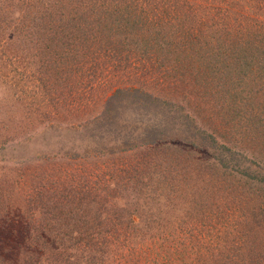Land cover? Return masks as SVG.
Instances as JSON below:
<instances>
[{
	"label": "rangeland",
	"instance_id": "374dc122",
	"mask_svg": "<svg viewBox=\"0 0 264 264\" xmlns=\"http://www.w3.org/2000/svg\"><path fill=\"white\" fill-rule=\"evenodd\" d=\"M32 1L37 6L32 5ZM179 1H184L185 4L179 6ZM228 3L232 2L0 1V264H27V261L28 264H63L61 253L57 254L61 262L54 261V256L39 246L42 241L55 242V249H58L60 241L66 239L63 231L60 232L57 228V222H62L59 221L61 219L55 217L54 211L48 206V202L56 194L55 182L73 188L77 184V188H82L84 184L91 194L102 197L108 195L105 198L111 203L114 201L111 189H116L119 194L123 193L128 198L131 189L127 186L134 182V169L142 168L140 172L147 178L154 175V160L146 156L148 151H145V144H154V128L160 122L158 114H161V110L170 111L174 118L171 124L174 129H179L176 133V130L172 132V137L186 141V135L183 134L186 132L181 129V123L186 122L179 121L178 117L188 116V128L195 129L188 134L191 137L188 141H194L196 149L186 145L177 150L178 157L189 161L201 159L205 163L201 164L214 167L218 172V177L207 185L211 215L200 220L194 218L183 221L182 217L179 219L175 215L168 201L160 203L161 208L155 207V210L156 205L151 200L147 202L150 205L149 211H146L148 206L144 204L140 212L142 216L134 215V224L121 226L119 236L114 237L109 232L108 247L120 254L111 258L107 255V259L100 258L99 261H102L98 262L264 264V247L251 252V258L245 255V249L253 238L263 239L264 245V222L263 228L254 229L251 225L255 218L250 215V212L264 209V191L260 189V186H264L255 181L243 184L250 173L261 174L264 171V157L261 159L251 144L247 150L241 149L239 137L242 136V131L245 132V128L241 127L239 116L228 112L231 103H223L225 93L219 92L230 83L226 82L228 79L236 78L234 73L225 77L227 80L223 82L222 78L218 79L220 76L214 80L203 78L206 75H200L207 61L202 63L192 59L193 53L191 59L188 58L190 60H185L187 63L180 65L179 61L191 48L186 46L183 51L182 44L173 48L175 41L168 44V52L173 53L170 56H165V47L156 53V48L129 44L132 55L121 53L123 57L119 58L111 49L103 46L102 40L96 38L100 37L98 27H118L119 13L131 19L134 24L126 26L124 34L139 28V33L144 34L142 39H150V44L151 35L146 32L150 33L152 28L148 24L143 27L145 29H141L139 24L145 19L142 17L150 21L152 15L156 14L165 19L167 12L171 11L169 13L185 25V17L194 13L211 18L210 23H214L215 20L212 19H216V24L221 26L217 29L218 34L225 39L222 45L232 43L228 42L230 38L232 41L240 37L252 41V37L248 36L259 22H264V0ZM34 6L36 12L32 13L30 10ZM102 11L108 16L102 15ZM44 13L48 17L44 18ZM35 15L44 18L39 29H36L38 32L29 26ZM67 26L84 27L83 33H74L72 37L68 32L71 29H67ZM194 26L195 23L190 25V31ZM57 27L60 28L59 32ZM114 31L116 33L109 32L111 39L117 45L119 42L124 43L121 41L124 34L115 29ZM84 34L97 40L95 45L90 43L87 51L79 43L59 46L62 41L67 42L68 38L74 42L76 37ZM234 42L237 45L242 43L238 40ZM205 46L210 49L212 47L208 44ZM257 74V68L254 67L249 75L250 80L247 81H251V84L242 92V95L254 96L252 106L243 107L253 114L260 111L256 109L260 107L259 102L257 103L261 101L259 98H264V87L256 82L258 78L255 79L259 77ZM240 88L238 87V91L241 92ZM241 103L243 104L242 100ZM242 106L236 105L239 110ZM108 107L111 112L107 110ZM106 111L108 115L103 117ZM110 115H114V119L123 118L124 121H120L125 129L123 138H127L129 134L128 138L135 145L141 144L138 133L142 131V136L146 139L145 144L142 143L144 146L137 148V151L126 149L121 144L123 139L118 147L112 135L113 127L105 129L107 123L112 121ZM234 124L235 127H232ZM198 133L203 136H196ZM105 134L111 146L116 143L117 148L122 149L118 156L115 154L112 158H103L95 148L99 139L103 144ZM211 134L216 144L213 153L209 151L210 154L203 148H206L207 141L213 143ZM231 144L234 145L231 151L222 155V146ZM155 146L157 144L152 149ZM258 166L261 169L258 170ZM233 177L239 178V181ZM150 183L153 184L154 180ZM250 186L251 190L248 191ZM161 216L165 218L162 219ZM34 241L40 242L36 245ZM67 253L69 258L71 254ZM74 253L83 256L85 260L89 256L82 250H75ZM96 255L93 254L94 257Z\"/></svg>",
	"mask_w": 264,
	"mask_h": 264
},
{
	"label": "trees",
	"instance_id": "16d2710c",
	"mask_svg": "<svg viewBox=\"0 0 264 264\" xmlns=\"http://www.w3.org/2000/svg\"><path fill=\"white\" fill-rule=\"evenodd\" d=\"M0 1L5 2L7 0ZM9 1L13 2L14 0ZM36 1L39 2L40 0ZM228 1L232 3L235 2L236 4V2L239 3L240 0ZM32 3V5L37 6V3L34 1H32ZM178 4L179 6H182L185 4V2L179 1ZM32 5L30 6L31 8ZM41 7L43 6L41 5ZM167 8L170 7L167 6ZM242 8L245 9L244 6ZM30 11H32V13L36 12L35 6L34 9ZM169 12L171 11L167 12V15L164 17L165 19H161V16L156 14L152 15V19L150 18V21H147L146 17H142V19H145H143L139 24L141 29H145L143 27L148 26V24H150L149 26L152 28L150 33L146 32L147 34L151 35L152 43L150 44H148L150 39L149 41L142 39L144 34L141 35L139 33V28L132 29L131 31L128 29L129 31L124 34L125 27L134 24H132L133 21L131 19L128 17L127 19L119 13L118 18L120 21L118 22V27L114 28L111 26H100L97 29V33L100 37L96 38L99 39V41L102 40L103 46H106V49H111L113 54L116 53L119 58L123 57L121 53L132 55L129 44L138 45L139 47L147 46L151 49L156 48L154 49V52L156 53H159L158 50L161 51L162 48L165 47V52H167L165 56H170L173 53L168 52V44H171L173 41H175L173 48L177 46L180 47L181 44L183 51L186 49V46L191 48L189 49V52L181 58L182 60L179 61L180 65L187 63L185 60H190L193 53L195 54L192 56V59L195 58L197 61H201L202 63L207 61L205 63L206 65H204V71L202 70L200 75L203 76V74H205L206 77L203 78L214 80L220 76L218 79L222 78L221 82H223L227 80L225 77L234 73L236 78H233L232 80L228 79L226 82L230 83H228V85H226L222 91H219L220 93H225L222 97V102L229 103L230 101L231 108L228 112L231 111L234 116H239V122H242L241 127L244 126L245 128V132L242 131V136L239 137V140L241 139V149L247 150L251 144V146H254L256 149L254 151H257V155H259V157L262 159V157H264V98H259L261 101H257V103L259 102L260 107H256V109H260V111L258 110V113L253 114V112L247 111L243 107H245V105H248L249 107L252 106L251 101L253 100L254 96H245L242 95V92H244V89H246L247 86H250L251 84V81L249 83H247V81L250 80L249 75L252 73L254 67L255 69L257 68V76L259 75V77L255 78H258L256 82L264 87V77L261 78L264 76V22H259L253 33L248 36L252 37V41L246 40V38L243 39L241 37L232 41V38H230L228 39V42L232 43L228 45H222L225 42V39H222L218 34L217 29L221 28V26L216 24V19H212L215 21L214 23H210L211 18H208L206 15L202 17V15H196L194 13L191 14V16L188 15L185 17V25L180 19L172 16V12ZM101 14L107 15V13L104 11H102ZM113 14H115V12ZM223 15H225V13H223ZM45 16L48 17V14L44 13V18ZM44 18H41L40 15H35L34 20L29 22V26L33 30L35 29L34 31L38 32L36 29H39V25L42 23ZM50 19H52V17ZM138 20L141 19L138 18ZM194 23L195 26L193 27L192 31H190V25H193ZM157 26H159V29L162 30H159ZM75 27L76 26L72 28L69 26L66 27L67 29H71V31L68 32L72 35V37L74 36V33H83L82 30L84 27ZM241 28L244 27L242 26ZM59 29L60 28L57 27L58 32ZM114 29L118 31V33L122 32L124 34L123 39L121 40L124 41V43L119 42V45H117L115 41L111 39V33L109 32L116 33ZM62 31L63 30L61 29V32ZM51 37L54 38L55 36ZM76 38L77 39H75L74 42L68 38L67 42L62 41L59 43V46L79 43L82 44L87 51V49H89L88 47L91 45L90 43L95 45V42L97 41L93 36L87 34ZM236 40L242 42L241 45H237L236 42H234ZM58 42L59 39L57 40L56 44H58ZM205 44L212 45L211 49L205 46ZM53 47L55 46H52V48ZM157 56H160V54ZM189 57L190 59H188ZM127 59H129L128 56ZM254 72L256 71L254 70ZM216 81L219 82L218 80ZM218 84L220 85L221 83L219 82ZM232 85L233 87L229 90V87ZM238 87H241V92L238 91ZM207 95L211 96L214 94ZM241 100L243 104L241 103ZM240 104L243 105L240 107L241 110L237 109L236 107V105ZM107 110L110 111L109 107ZM160 113L161 114H158L160 122L154 128V144H145L146 139L143 138L142 131H139L138 133L141 140L140 145H135L134 141L128 138L129 134L127 136V133V138H123L125 129L120 125V121H124L123 118L114 119V115H110L109 118H111L112 121L110 123L108 122L107 126H105V129L107 127L108 130L113 127L111 131L113 133L112 135H114V141L118 144V147L122 144V146L127 147L126 149H135L137 151V148L142 147L144 146L143 144H145V151H148L146 156H149L152 160H154V175L152 174L151 178H147L142 175L140 172L142 168H137L136 170L134 169L136 172V174L132 175L135 177L133 179L134 182L133 184L131 183L129 186H127L131 189L129 192L130 194H128V198H126V195L123 193L122 195L119 194V191L117 192L116 189H111L110 194L114 200L113 203H111L110 200L105 198L108 195L102 197L95 193L91 194L88 187L84 184H82V189L77 188L78 184L73 188L72 186L67 187L66 185L63 186L55 182L56 188L58 190L56 189L55 196L51 198L49 202L48 200L50 197H48L47 202L48 206H50V208H52L54 211L55 217L61 219L59 221L62 222H57V228L60 230V232L63 231V235L66 237V239H62L60 241V248L58 249H55V242L42 241V244L39 243L41 249L49 252L52 257L54 256V261L61 262V260H58L60 257L57 255L58 253L62 254L63 264H101L99 263L102 261H99L100 258L107 259V255L110 258L114 255L117 256L120 253H117L115 252V249L112 250V248L108 247L110 243L108 239L109 232H111L110 235L114 237L119 236L118 230L121 228V226L125 224H134V215L142 216L140 212L144 204L148 206V209H143L147 212L149 211L150 205H148L147 202L151 200H154L156 205L154 206V209L155 207L161 208L160 203H165L168 201L170 203V207L172 210H174L173 212L175 215L179 219L182 217L183 221L190 219L194 220V218H199L198 220H200L202 217L205 218L211 215L210 209L208 208L209 188L207 185L218 177V172L215 171L216 169L214 167L211 168L208 165H203L205 163H203L201 159H193L192 161H189L187 158L178 157L177 150L179 151V149L184 148L186 145H189V148L193 147V149H196L194 147H197V144H195L194 141V144L188 141L191 138L188 134L191 133L190 131H194L195 129L192 130V128H188L187 120H190L188 116L178 117L177 119H179V121L186 122L184 124L181 123L183 125L181 129L186 132L183 133L186 135V141L180 140L177 137H172V132L176 130V133L177 130H179L174 129L173 125L171 124V121H173L174 118L171 116L170 111L165 112L161 110ZM103 115V117H106L108 115L107 111L105 114L103 113ZM162 121L164 122L161 123ZM232 127H235V124ZM106 134L104 137L102 136L103 144L99 139L95 148L98 149L99 154H101V157L103 158H108L110 156L112 158L115 154L118 156L122 149L117 148L116 143H112L111 146L109 139L105 138ZM131 135H133V133L130 130V137ZM198 135L201 137L203 136L202 133H198L196 136ZM210 137L213 138V143L207 141L206 148L204 147L203 150L213 153L212 150H214L213 147L216 144V140L212 134ZM105 140L107 142H104ZM121 140H123L122 143ZM155 144H157V146H155V149H152V146ZM233 144H231V146H222L224 148V154L222 155L230 152L231 148L234 146ZM153 154L154 156H152ZM193 161L194 163H198V165H194V163H192ZM257 169H261V166H258ZM246 178L247 183L243 181V184L245 185L255 181L256 183H261L264 186V171L261 174L250 173V175H247ZM233 179H237L239 181V178L233 177ZM151 180H154L153 184L150 183ZM231 183L234 184L232 180ZM260 189L264 191V188L261 186ZM250 190L251 186L248 188V191ZM187 200L190 202L188 203ZM250 215L255 218V222L253 220V224L251 226H254V229L263 228L262 222H264V209L250 212ZM188 217L191 218L188 219ZM161 218L164 219L165 216H161ZM107 224L109 227H107ZM255 232L257 233L258 231ZM34 242L36 245H38L37 242L40 241ZM262 242L263 239L257 237L256 240L253 238L251 243L248 244L245 249V255L251 258V252H255V249L259 251V249L264 247ZM75 250H82L83 253L86 252L89 254V256L85 260L83 259V256L74 253ZM67 252L71 254L69 255V258L67 257ZM93 254L97 255L94 257ZM168 255L171 254L168 253ZM28 263L29 261H27V264Z\"/></svg>",
	"mask_w": 264,
	"mask_h": 264
}]
</instances>
